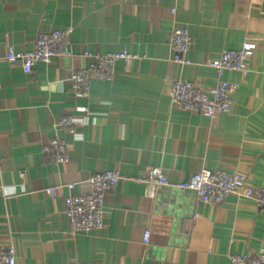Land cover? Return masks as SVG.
<instances>
[{
  "label": "crops",
  "instance_id": "0c3cea01",
  "mask_svg": "<svg viewBox=\"0 0 264 264\" xmlns=\"http://www.w3.org/2000/svg\"><path fill=\"white\" fill-rule=\"evenodd\" d=\"M175 25L193 39L189 65L173 63ZM65 29H73L71 57L30 75L5 61L10 47L26 53L41 32ZM248 40L257 42L248 77H225L241 83L230 113L209 120L172 103V83L212 88L208 63ZM123 51L135 58L77 99L68 78L91 64L84 54ZM65 116L73 133L57 127ZM55 136L68 144L66 164L42 152ZM153 167L170 185L137 181ZM204 169L245 173L264 187V0H0V248L15 246L17 264H230L264 254V211L254 202L205 205L177 188ZM104 171L122 176L106 200L105 228L73 234L67 187L86 191Z\"/></svg>",
  "mask_w": 264,
  "mask_h": 264
},
{
  "label": "built area",
  "instance_id": "2783aa9c",
  "mask_svg": "<svg viewBox=\"0 0 264 264\" xmlns=\"http://www.w3.org/2000/svg\"><path fill=\"white\" fill-rule=\"evenodd\" d=\"M72 33L73 29L41 32L31 51L22 53L10 47L6 52L5 61L9 64H20L23 73L30 75L39 63L51 65L56 59L71 57ZM192 46L193 39L189 29L183 25H175L170 37V47L174 52L173 63L189 65L188 55ZM256 50L257 42L248 40L239 49L227 50L210 61L208 66L217 75L216 83L210 89H203L193 82L175 81L170 90L172 103L182 111L209 120L214 119L217 114L230 113L233 108V97L240 89L241 83L227 80L226 74H238L242 79H246L250 73L248 60ZM84 56L91 59V64L72 73L68 78L75 97L81 100L90 98L92 79L111 81L116 77V66L119 62L135 58L127 51L99 56L85 53ZM83 112L87 114L89 108H84ZM57 127L73 133L75 128L73 118L63 117ZM42 152L50 163L56 165L66 164L70 160L67 142L56 136L44 143ZM26 174V171H21L19 176L24 178ZM121 180L120 173L104 171L95 173L90 178L86 184V191L78 192L76 184L68 185L69 196L64 202V213L73 234H88L105 228L106 200L109 195L116 192ZM137 181L155 188L170 185L166 171L160 167L143 172ZM177 188L194 194L197 201L205 205H221L227 198L234 196L252 201L264 211V187L253 186L245 173L204 169L188 180L178 183ZM46 192L50 197L57 196L53 189ZM150 237L151 232L145 231L146 245ZM0 264H17L15 246L0 248ZM230 264H264V254L254 257L235 255L231 258Z\"/></svg>",
  "mask_w": 264,
  "mask_h": 264
}]
</instances>
